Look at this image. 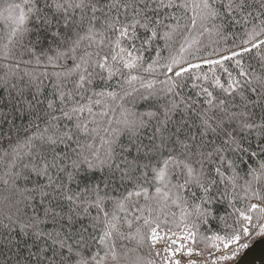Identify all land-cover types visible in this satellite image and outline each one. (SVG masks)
<instances>
[{
  "label": "snow or ice",
  "instance_id": "6c2138e0",
  "mask_svg": "<svg viewBox=\"0 0 264 264\" xmlns=\"http://www.w3.org/2000/svg\"><path fill=\"white\" fill-rule=\"evenodd\" d=\"M3 12L15 22L10 41L16 38L21 49L27 41L36 64L44 56L53 71L21 74V63L30 65L31 60L15 61L11 53L3 57L14 62L0 76V92L6 93L0 96V188L8 193L0 207V264H108L109 259L120 264L118 242L133 234L120 231V218L110 216L104 205L112 202L123 209L118 193L129 186L140 189L137 197L143 192L146 200L163 207L169 202L192 207L181 212L177 231L159 216H137L147 230L138 227L134 238L149 253L132 264H221L236 255L233 247L247 248L243 240L253 233L264 237V186L254 189L246 180L247 206L237 208L232 199L231 212L216 214L228 195L221 185L235 187L236 161L264 156V55L259 56V71L243 64L244 56L264 50V0H26L23 7L9 4ZM227 20L243 21L248 38L230 49L217 46L208 52L200 37H223ZM158 41L169 49L168 56L154 47ZM148 51L156 55L145 71L161 69L162 89L140 95L139 106L147 105V111L130 112L121 104L119 126L103 127L112 124L109 100L128 103L126 98L136 91L125 84L138 79L132 71L143 66ZM225 62H234L236 76ZM202 64L228 76L227 87L221 85L222 98L203 90L207 107L181 91L182 77ZM117 75L123 79L113 85ZM101 129L106 138L100 137ZM144 130H150L146 137ZM97 138L102 150L96 147ZM252 141L258 152L251 151ZM82 170L103 173V188L92 183L74 190L84 179ZM250 174L253 181L264 175V161L259 172ZM149 178L161 183L153 197L143 188ZM88 204L97 208L96 216L88 212ZM213 221L218 222L215 231ZM126 223L131 228V221ZM201 226L213 235L201 236ZM198 239L213 240L219 255L197 249ZM98 244L107 245L103 257L92 251ZM193 253L202 260L192 259Z\"/></svg>",
  "mask_w": 264,
  "mask_h": 264
},
{
  "label": "trees",
  "instance_id": "16d2710c",
  "mask_svg": "<svg viewBox=\"0 0 264 264\" xmlns=\"http://www.w3.org/2000/svg\"><path fill=\"white\" fill-rule=\"evenodd\" d=\"M26 0H0V76L3 75L5 66L8 64L13 63V60H5L3 59L4 55L7 53H11L15 61L20 60H31L32 63L30 65H24L21 63V67L19 72L22 74L25 70L32 72L34 75H40V73L44 71H48L49 74L53 71L51 66H47V60L44 56H41V63L39 65L36 64V61L32 55H30L27 51V47H31V45H27L26 41V48L21 49L16 43L15 39L13 38L11 41L9 39L11 29L15 26V22L12 19H6L7 13L3 12V9L6 8L9 4H20L22 7L24 6ZM191 15V11L189 12ZM14 15H18V13H14ZM239 20L240 18L237 17ZM216 23H221V21H216ZM223 27V37H217L215 35L209 36L208 33H205L203 37H200L203 42L208 45L207 51L211 52L214 48H218L220 50L230 49L234 45H239L242 40L247 39L248 37L245 35L246 27L243 21L240 23H235L231 20L224 21ZM31 26V25H29ZM211 28V24L208 25ZM252 27L251 23L247 24V29ZM192 38H197V33H192ZM32 40H35V37H31ZM264 39V37H261ZM215 41L216 43H212ZM45 49L48 46V42L45 41L42 45ZM154 47H159L161 49L162 56L169 55V49L165 47L163 41H158L154 44ZM178 49V44H173V50ZM40 46H37V55H39ZM23 52V56L20 53ZM51 55L52 53H48ZM155 51H148L144 53V62L141 68L132 71V75L138 77L137 80L132 81L131 85L125 84V87L131 92L134 88L136 89L135 92H132V96L126 98L129 100L128 103L124 101H116L112 102L109 100V104L114 111H110L108 113V119L111 120L112 124H104L103 127H117L118 121L122 118L121 117V107L120 105L123 104L125 108H127L130 112H138L143 113L148 110V106L144 105L140 107L139 105L142 103L139 100L140 95L147 96L149 92L153 90H161L162 85L159 81L163 80L164 77L160 75L161 69L157 68L155 72L152 71H145L148 68V65L152 63V59L155 57ZM201 56L207 55V52H201ZM264 55V50H260L259 54L257 50H254L251 54L246 55L243 57V64L245 68H248V65H251L257 71L260 69L259 56ZM186 59H191V57H186ZM196 61H193L195 63ZM68 66H71V62H68ZM225 67L229 69V71L233 72V76H236L237 73L234 70V62H225ZM128 70H125L127 73ZM205 76L207 78H205ZM123 78L117 75L115 79H113L112 84L116 85L117 81L122 80ZM184 87L181 89L182 93L186 96L191 97L194 101H200L203 106L207 107L206 101L209 97L203 91L207 89L208 92L212 93V96L219 99L222 98L224 93L221 89V85L227 87L228 76L224 73L220 68L212 69L208 65L202 64L199 69H193L190 71V74H186L182 77ZM45 85H48L47 79L44 80ZM118 90V89H117ZM6 93L0 92V96H5ZM161 103L164 102L165 97L163 94L159 97ZM167 99H170L168 97ZM150 130H144V137L149 134ZM107 133L100 130V137L106 138ZM101 138H97L95 143L98 150H102L104 148V144L102 143ZM124 143L128 142V134L124 133L121 137ZM146 142V141H145ZM253 147L251 151L258 152V148L255 146L256 141L251 142ZM247 147V145H245ZM159 159H164V157H159ZM264 161V156L257 155L255 157H248L243 156L242 160L236 161L237 166V179L235 183V187L231 183H228L226 186L221 185L220 191L227 192V198L221 201L216 206V214L218 216H224L227 212H231L232 209L229 207L228 201L234 199L235 206L237 208L246 207L247 204L250 202L248 199H245V181H252V186L254 189L260 188L264 186V175H260L258 180L253 181L251 170H256L259 172V165ZM155 164V161H153ZM86 167V166H85ZM82 175L84 176L83 181L80 182L79 185H74V190L78 187L81 191L85 188V185H91L92 183H101L104 178V174L97 171L95 175H92L90 172H83ZM227 176H231L232 173L229 172L226 174ZM175 183V179L172 181ZM161 186L159 181L153 183L151 178H149V183H145L143 188L146 190L147 195L149 197L155 196V189L156 187ZM101 188H103V184L101 183ZM139 188H132L131 186L128 187L127 191L123 188L120 189L118 195L120 196L121 200L123 201L124 207L123 209L116 207L112 202H106L104 205V209L111 215H116L120 218V223L118 224V228L120 231L133 234V238L129 239H121L118 242V252L120 255V264H132V261L135 260L136 257H143L148 258L149 248L145 245L143 248H138L136 239L134 238L136 230L138 227L143 225V219L137 221L135 218L137 216H143L144 218H152L155 219L159 216L160 220H167L169 222V227L172 230H177L175 227V223L180 221V216L182 211H192L191 204L188 205H181L176 206L172 205L170 202L167 207L162 206L161 203H156L154 200H146L144 197V193L142 192L140 196H136L135 192L139 191ZM129 193L132 195L129 196ZM103 194V193H101ZM111 195V193H109ZM8 195L2 188H0V207H2L3 197ZM87 197V193H84ZM124 197H127L125 200ZM198 202V201H197ZM251 202H255L252 200ZM88 212L92 216L97 215V208L93 204L86 205ZM139 209H143V212L139 211ZM83 210V209H82ZM173 214H175L173 216ZM103 219V217H101ZM126 221H131V228H129L128 223ZM231 223V218L228 220ZM217 221H213V231H215V225ZM183 226V225H182ZM181 226V227H182ZM146 228L141 227V231H146ZM199 233L201 236L213 235V232H206V226L199 227ZM223 233H221L222 235ZM212 240L209 239L207 241L203 239L197 240V245L201 249H208ZM107 250V245L105 244H98L93 246V253H98L100 257H103L105 251ZM0 260H3V257H0ZM108 264H113V262L109 259Z\"/></svg>",
  "mask_w": 264,
  "mask_h": 264
},
{
  "label": "water",
  "instance_id": "95a60500",
  "mask_svg": "<svg viewBox=\"0 0 264 264\" xmlns=\"http://www.w3.org/2000/svg\"><path fill=\"white\" fill-rule=\"evenodd\" d=\"M232 264H264V237L254 239Z\"/></svg>",
  "mask_w": 264,
  "mask_h": 264
},
{
  "label": "built area",
  "instance_id": "2783aa9c",
  "mask_svg": "<svg viewBox=\"0 0 264 264\" xmlns=\"http://www.w3.org/2000/svg\"><path fill=\"white\" fill-rule=\"evenodd\" d=\"M173 231H177V230H173ZM182 233H179L178 232V235H181ZM255 233H253L248 239H246V240H243V243H246V244H248V246L251 244V242L255 239ZM213 243H214V241L212 240V242H211V244H210V246H209V248L208 249H211L212 251H213V253L214 254H216V255H219V253L218 252H216V249H214V248H212V245H213ZM215 243H217V244H221V250L223 251V249H222V243L220 242V241H215ZM195 247L197 248V249H201L197 244L195 245ZM245 249L246 248H244V247H240L239 248V250L237 251V249H236V247H233V249H232V251H234V252H236V255L232 258V259H230V260H228V261H223V262H221V264H232L233 262H235L241 255H242V253L245 251ZM157 250H159V249H157ZM225 254H227V255H232V253L231 252H225ZM179 255V254H178ZM207 255V251H205V256ZM187 259V257L185 256V260ZM192 259H195V260H202V258H200V257H197L196 255H195V253H193V256H192Z\"/></svg>",
  "mask_w": 264,
  "mask_h": 264
},
{
  "label": "rangeland",
  "instance_id": "374dc122",
  "mask_svg": "<svg viewBox=\"0 0 264 264\" xmlns=\"http://www.w3.org/2000/svg\"><path fill=\"white\" fill-rule=\"evenodd\" d=\"M255 236H256V234H255ZM256 238H259V236H256L255 239H256Z\"/></svg>",
  "mask_w": 264,
  "mask_h": 264
}]
</instances>
